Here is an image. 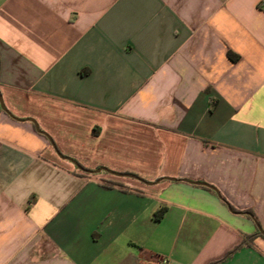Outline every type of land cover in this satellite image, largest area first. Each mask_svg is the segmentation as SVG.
Returning a JSON list of instances; mask_svg holds the SVG:
<instances>
[{
  "label": "crops",
  "instance_id": "0c3cea01",
  "mask_svg": "<svg viewBox=\"0 0 264 264\" xmlns=\"http://www.w3.org/2000/svg\"><path fill=\"white\" fill-rule=\"evenodd\" d=\"M0 94V264H210L264 231V0H0Z\"/></svg>",
  "mask_w": 264,
  "mask_h": 264
},
{
  "label": "water",
  "instance_id": "95a60500",
  "mask_svg": "<svg viewBox=\"0 0 264 264\" xmlns=\"http://www.w3.org/2000/svg\"><path fill=\"white\" fill-rule=\"evenodd\" d=\"M0 108H1V110H3L5 113L9 114V112L6 110V108H5L4 104H3L1 94H0ZM27 120H28L29 122H31V123L34 125V128H35V130H36L37 132H39V133L45 135V134L39 129V127L37 126V124L35 123L34 120H32V119H27ZM45 136H46V135H45ZM46 137H47V136H46ZM47 138L49 139V137H47ZM49 141L51 142V144H52V146H53V148H54V150H55L57 156H58L60 159H63V160H65V161L70 162V163L73 164L78 170H80V171H82V172H86L87 174H97V173H99V172H101V171H105V172H108V173H110V174H112V175H114V176H117V177H129V178L137 179V177H135L134 175H131V174H119V173H115V172L109 171V170H107V169H105V168H98V169H96V170H94V171H90V170L83 169V168H82L81 166H79L78 163H77L76 161H74L73 159L61 155V154L59 153V151L56 149V147H55V145L53 144V142H52L50 139H49ZM143 183L148 184V185L151 184V183H147V182H143ZM197 184H199V183H197ZM202 185H204V184H202ZM259 233H260L262 236H264V231H263V230L259 229Z\"/></svg>",
  "mask_w": 264,
  "mask_h": 264
},
{
  "label": "trees",
  "instance_id": "16d2710c",
  "mask_svg": "<svg viewBox=\"0 0 264 264\" xmlns=\"http://www.w3.org/2000/svg\"><path fill=\"white\" fill-rule=\"evenodd\" d=\"M228 57H229V59L231 60V61H236V59H237V56H235V55H233V54H231L230 52H228ZM79 165V164H78ZM80 166V165H79ZM82 167V166H81ZM76 168V167H75ZM83 168V167H82ZM77 169V168H76ZM84 169V168H83ZM80 171V170H79ZM82 172V171H81ZM105 172V171H104ZM83 174H86V172H82ZM108 173V172H107ZM30 204H31V202L29 201L28 202V205H27V208L30 206ZM165 207H161V208H159L155 213H154V215H153V219L155 220V221H159L162 217H163V215H164V213H165ZM248 214H249V216L253 219V214L251 213V212H247ZM256 223V225H257V231L253 234V235H250V236H247V237H245L243 240H242V242L238 245V246H236L233 250H231L230 252H228L221 260H219V261H216V262H212V263H210V264H220L222 261H224L225 259H227V258H229L230 256H232L236 251H238L241 247H243L244 245H248L250 242H252L253 241V239L254 238H256V237H261V238H263L264 239V236H262L260 233H259V229H261L260 228V226L257 224V222H255ZM262 230V229H261Z\"/></svg>",
  "mask_w": 264,
  "mask_h": 264
},
{
  "label": "built area",
  "instance_id": "2783aa9c",
  "mask_svg": "<svg viewBox=\"0 0 264 264\" xmlns=\"http://www.w3.org/2000/svg\"><path fill=\"white\" fill-rule=\"evenodd\" d=\"M153 264H170V262L166 258H158Z\"/></svg>",
  "mask_w": 264,
  "mask_h": 264
},
{
  "label": "rangeland",
  "instance_id": "374dc122",
  "mask_svg": "<svg viewBox=\"0 0 264 264\" xmlns=\"http://www.w3.org/2000/svg\"><path fill=\"white\" fill-rule=\"evenodd\" d=\"M42 131V130H41ZM43 132V131H42ZM58 151L60 152V150L58 149ZM61 153V152H60ZM102 168H105V167H102ZM105 169H107V168H105ZM108 170V169H107ZM91 171H94V170H91ZM110 171V170H109Z\"/></svg>",
  "mask_w": 264,
  "mask_h": 264
}]
</instances>
